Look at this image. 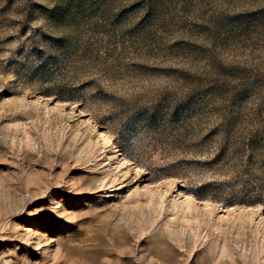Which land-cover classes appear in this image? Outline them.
Segmentation results:
<instances>
[{"label":"rangeland","instance_id":"374dc122","mask_svg":"<svg viewBox=\"0 0 264 264\" xmlns=\"http://www.w3.org/2000/svg\"><path fill=\"white\" fill-rule=\"evenodd\" d=\"M0 264H264V0H0Z\"/></svg>","mask_w":264,"mask_h":264}]
</instances>
